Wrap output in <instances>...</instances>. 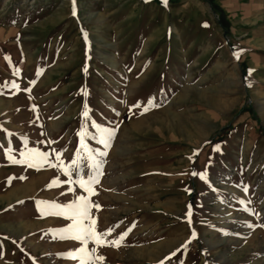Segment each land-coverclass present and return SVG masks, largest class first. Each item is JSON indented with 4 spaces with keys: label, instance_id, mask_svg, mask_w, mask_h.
I'll return each mask as SVG.
<instances>
[{
    "label": "rangeland",
    "instance_id": "obj_1",
    "mask_svg": "<svg viewBox=\"0 0 264 264\" xmlns=\"http://www.w3.org/2000/svg\"><path fill=\"white\" fill-rule=\"evenodd\" d=\"M74 2L0 0V264H264V0ZM82 129L100 245L37 204L87 195Z\"/></svg>",
    "mask_w": 264,
    "mask_h": 264
},
{
    "label": "snow or ice",
    "instance_id": "obj_2",
    "mask_svg": "<svg viewBox=\"0 0 264 264\" xmlns=\"http://www.w3.org/2000/svg\"><path fill=\"white\" fill-rule=\"evenodd\" d=\"M164 2V0H162ZM72 14L76 15L75 10V2L72 0ZM206 26V25H205ZM243 51V50H241ZM234 57H238L237 52H233ZM147 110V106H145V109ZM82 116H87L86 112L81 113ZM99 129V137H98V143L102 144L104 148H107L110 146V140L115 134L114 128H100L99 125H95ZM83 135L81 132H78L77 135L81 137V145L78 148V151L86 150V156H73V159L71 163L63 168L64 175L68 177V181H65V183H68L69 181H72V175L75 173L76 179L75 181H72L79 185L80 189H83L87 195H80L76 196L73 201L70 203L60 206L55 204L54 202H42L37 201V204H45L46 206H50L52 208L58 209L57 213L58 215H64L67 216L72 222L67 226L66 229H61V232H68L71 237L75 240L81 241L82 244H87L89 240L94 241L96 244H104L108 243V241L104 240L103 237L107 234L106 232L97 233L95 231L94 225L95 220L91 219L89 217V208L92 207V205L89 202V197L94 195V188L92 187L96 183H98L97 177L101 174L100 168L101 164L99 162L98 157L106 155V152L104 151H95L88 147V145L83 143V137L87 135L86 130H83ZM218 147V146H217ZM215 150V149H214ZM57 163L52 164L48 159V153L46 152H39L35 149L29 150L27 153H22V159L19 161H13L14 163H29L32 164L33 161L39 160L44 163H48L51 167H57L59 168L61 165H63V161L60 159V152L56 151L55 153ZM83 161V164L81 163ZM34 166V165H33ZM86 167L88 171V175L86 179L81 178L80 169L81 167ZM95 172V175L92 173ZM196 173H193L195 175ZM201 179H205V175L203 173L200 174ZM71 191V189H69ZM95 207H99V205H95ZM41 210V209H38ZM43 211V210H41ZM85 220H90L89 224H85ZM127 231H130V229L126 230L125 232H122L119 234V237L117 239L111 241L112 246H117L119 242L123 239V237L127 234ZM196 233L193 231L189 237V240L194 238ZM188 241H185L183 244H181V248H183ZM96 249L92 248L91 252H89L85 247L78 248L76 250L78 254V259L80 261V264H95V261H103L102 256H93L92 254L95 253ZM59 255H70V253H60ZM167 259V257H165ZM160 264H163L161 261Z\"/></svg>",
    "mask_w": 264,
    "mask_h": 264
}]
</instances>
